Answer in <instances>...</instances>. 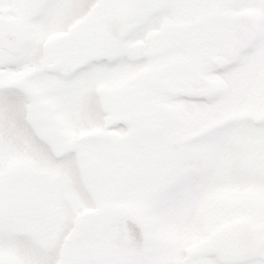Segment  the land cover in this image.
<instances>
[{"label":"snow or ice","instance_id":"1","mask_svg":"<svg viewBox=\"0 0 264 264\" xmlns=\"http://www.w3.org/2000/svg\"><path fill=\"white\" fill-rule=\"evenodd\" d=\"M0 264H264V0H0Z\"/></svg>","mask_w":264,"mask_h":264}]
</instances>
